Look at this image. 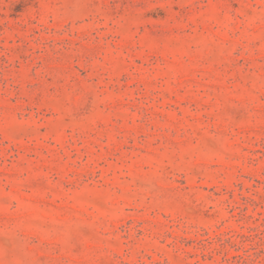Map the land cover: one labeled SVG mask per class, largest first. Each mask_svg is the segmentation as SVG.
<instances>
[{"label": "rangeland", "instance_id": "374dc122", "mask_svg": "<svg viewBox=\"0 0 264 264\" xmlns=\"http://www.w3.org/2000/svg\"><path fill=\"white\" fill-rule=\"evenodd\" d=\"M0 264H264V0H0Z\"/></svg>", "mask_w": 264, "mask_h": 264}]
</instances>
